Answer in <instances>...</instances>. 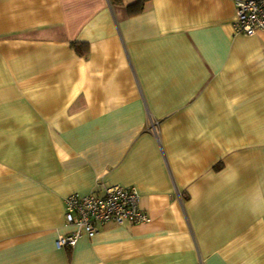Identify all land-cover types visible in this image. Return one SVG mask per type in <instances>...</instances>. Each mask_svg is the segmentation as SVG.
<instances>
[{
  "label": "crops",
  "instance_id": "0c3cea01",
  "mask_svg": "<svg viewBox=\"0 0 264 264\" xmlns=\"http://www.w3.org/2000/svg\"><path fill=\"white\" fill-rule=\"evenodd\" d=\"M138 1L0 0V264H264V33ZM114 186L151 222L58 249L65 198Z\"/></svg>",
  "mask_w": 264,
  "mask_h": 264
},
{
  "label": "built area",
  "instance_id": "2783aa9c",
  "mask_svg": "<svg viewBox=\"0 0 264 264\" xmlns=\"http://www.w3.org/2000/svg\"><path fill=\"white\" fill-rule=\"evenodd\" d=\"M234 30L237 34L252 37L264 33V0H237ZM65 221L75 230L59 237L55 245L58 249L72 248L83 236L93 237L98 226L107 223L117 225L148 224L151 218L139 207V196L133 188L114 186L103 194H71L64 200Z\"/></svg>",
  "mask_w": 264,
  "mask_h": 264
},
{
  "label": "trees",
  "instance_id": "16d2710c",
  "mask_svg": "<svg viewBox=\"0 0 264 264\" xmlns=\"http://www.w3.org/2000/svg\"><path fill=\"white\" fill-rule=\"evenodd\" d=\"M113 4H121V0H110ZM147 0H139L138 2L127 6L128 13L136 14L144 8L145 3ZM73 47H75V44H73Z\"/></svg>",
  "mask_w": 264,
  "mask_h": 264
}]
</instances>
